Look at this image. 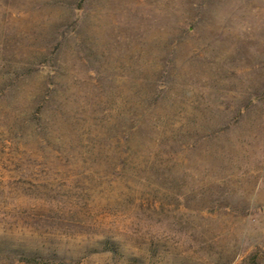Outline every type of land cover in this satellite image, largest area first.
Masks as SVG:
<instances>
[{"label": "rangeland", "instance_id": "rangeland-1", "mask_svg": "<svg viewBox=\"0 0 264 264\" xmlns=\"http://www.w3.org/2000/svg\"><path fill=\"white\" fill-rule=\"evenodd\" d=\"M18 254L264 264V0H0Z\"/></svg>", "mask_w": 264, "mask_h": 264}, {"label": "trees", "instance_id": "trees-1", "mask_svg": "<svg viewBox=\"0 0 264 264\" xmlns=\"http://www.w3.org/2000/svg\"><path fill=\"white\" fill-rule=\"evenodd\" d=\"M15 258L24 264H65L62 260L37 257L29 254H18ZM249 264H256V259L252 258Z\"/></svg>", "mask_w": 264, "mask_h": 264}]
</instances>
